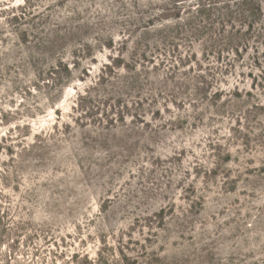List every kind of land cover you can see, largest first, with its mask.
<instances>
[{
    "label": "rangeland",
    "instance_id": "obj_1",
    "mask_svg": "<svg viewBox=\"0 0 264 264\" xmlns=\"http://www.w3.org/2000/svg\"><path fill=\"white\" fill-rule=\"evenodd\" d=\"M0 264H264V0H0Z\"/></svg>",
    "mask_w": 264,
    "mask_h": 264
}]
</instances>
